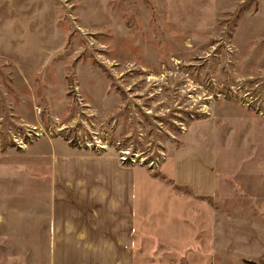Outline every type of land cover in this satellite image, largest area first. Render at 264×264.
<instances>
[{"label": "rangeland", "instance_id": "rangeland-1", "mask_svg": "<svg viewBox=\"0 0 264 264\" xmlns=\"http://www.w3.org/2000/svg\"><path fill=\"white\" fill-rule=\"evenodd\" d=\"M204 119L228 155L212 216L264 224V0H0V264L50 263L53 143L156 178ZM210 205L136 264H264V237L215 249Z\"/></svg>", "mask_w": 264, "mask_h": 264}, {"label": "crops", "instance_id": "crops-1", "mask_svg": "<svg viewBox=\"0 0 264 264\" xmlns=\"http://www.w3.org/2000/svg\"><path fill=\"white\" fill-rule=\"evenodd\" d=\"M183 139L161 163L156 178L121 164L115 155L53 143L47 152L49 264H136L134 253L153 250L147 238L165 247L161 231L179 232L178 211L187 213L182 225L189 227L190 216L196 219L199 212L197 204H211L215 249L258 258L264 224L237 215L212 216V203L226 198L223 188L229 181L222 166L223 154L228 155L220 147L217 126L211 119L197 121ZM173 221L177 224L170 225Z\"/></svg>", "mask_w": 264, "mask_h": 264}]
</instances>
